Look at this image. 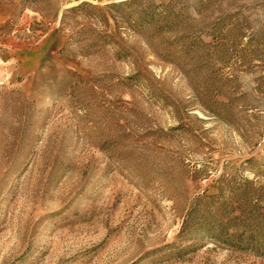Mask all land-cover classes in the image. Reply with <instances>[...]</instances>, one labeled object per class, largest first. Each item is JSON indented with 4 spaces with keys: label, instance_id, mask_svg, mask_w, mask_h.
<instances>
[{
    "label": "rangeland",
    "instance_id": "1",
    "mask_svg": "<svg viewBox=\"0 0 264 264\" xmlns=\"http://www.w3.org/2000/svg\"><path fill=\"white\" fill-rule=\"evenodd\" d=\"M0 264H264V0H0Z\"/></svg>",
    "mask_w": 264,
    "mask_h": 264
}]
</instances>
